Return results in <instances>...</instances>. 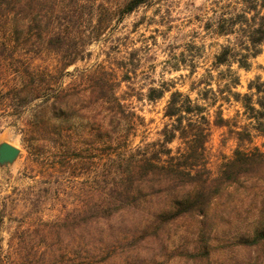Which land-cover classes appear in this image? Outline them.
<instances>
[{
	"label": "rangeland",
	"instance_id": "obj_1",
	"mask_svg": "<svg viewBox=\"0 0 264 264\" xmlns=\"http://www.w3.org/2000/svg\"><path fill=\"white\" fill-rule=\"evenodd\" d=\"M104 1L114 7L119 0ZM246 1L151 0L122 20L112 19L100 37L91 40L85 37L84 40L89 41L83 48L82 41L76 40L77 48L84 49V58L66 68L62 66L61 52L52 48L37 49V45L19 42L3 49L0 55V142H9L20 152L12 164L0 166V264H85L74 256L72 233L57 227L49 230L46 224L69 220L75 205L92 199L93 189L96 195L108 194L120 182L117 163L123 156L138 149L162 150L152 143L160 140L162 128L170 123L163 114L169 92L149 102L145 94L150 86H168L171 91L189 95L195 102H201L197 92L204 85L198 84L200 78L210 79L213 89L224 86L230 73L219 75L226 66L216 69L212 60L234 35H217L213 29L215 17L225 13L224 17L234 18ZM98 2L96 0L95 5ZM95 5L88 1L80 7L84 13L85 34H91L93 23L90 24L88 18L94 13ZM249 61L248 69L231 64V70L239 77V85L233 90L240 93L248 92L249 81L257 77L264 80V45ZM28 66L36 74L35 81L43 97L52 94L58 86L68 85L75 69L95 68L105 72L107 77L113 78L116 94L126 98V110L132 122L128 139L124 141L122 135L112 134L110 149L94 153L97 156L94 163L88 152L78 150L62 157L56 148L47 149L54 147V143H44L41 147V143L31 141L26 133L27 123L41 99L26 106L20 102V96H15L21 84L20 74H24ZM126 73L130 77L122 81ZM42 76L53 86L46 85ZM191 86L194 89L191 90ZM226 94V91L217 94V104L221 105L228 125L213 124L215 107L208 111L212 124L205 157L212 177L218 175L221 165L231 158L238 144L244 150L257 149L264 153V135L254 130L249 131V139L240 143L236 140L235 130L250 126V120L239 103L232 98L221 99ZM208 96L213 95L209 92ZM178 144L176 139L170 147L175 149ZM249 184L252 188L246 195L241 189L232 190L223 199L214 201L205 218L189 217L170 226L163 239L165 249L154 240L145 248L139 247L138 255L154 261L153 264H242V260L263 259V246L240 252L222 248L221 240L230 236L231 232L226 230L233 225L227 221L217 226L222 204L229 208L242 204L249 209L245 224L251 228L260 214L258 208L264 209V176L251 178ZM229 218L231 221L236 218L234 212ZM200 237L208 243L209 252L196 250V240Z\"/></svg>",
	"mask_w": 264,
	"mask_h": 264
},
{
	"label": "trees",
	"instance_id": "obj_2",
	"mask_svg": "<svg viewBox=\"0 0 264 264\" xmlns=\"http://www.w3.org/2000/svg\"><path fill=\"white\" fill-rule=\"evenodd\" d=\"M88 1L92 6L96 3V0H0V55L11 43L29 42L37 45V49L44 46L61 52L62 66L66 68L84 58V49L77 48L76 40L82 41L83 48L89 41L84 40L85 37L90 40L100 37L112 19L122 20L151 0H119L114 7L99 0L88 18L89 23H93L91 34H85L84 13L80 7ZM224 15L220 13L215 17L214 32L234 37L212 60L216 69L226 66L219 75L230 73L224 86L213 89L210 79L200 78L198 84L204 85L197 92L201 102L162 84L150 86L145 94L149 102L169 92L163 114L170 123L162 128L160 140L152 143L162 150L138 149L123 156L117 163L120 182L108 194L96 195L93 189L92 199L75 205L69 220L44 224L49 230L57 227L72 233L74 256L81 263L153 264L154 261L138 255L139 247L145 248L157 240L160 248L165 249L163 239L170 226L189 217L205 218L214 201L223 199L232 190L241 189L246 195L252 188L250 179L263 178L264 153L257 149L244 150L239 144L231 158L221 165L217 176L212 177L207 167L205 144L212 124L209 109L215 107L213 124L228 125L221 105L217 104L218 93L226 91L228 94L221 99L232 98L239 103L250 120V126L235 130L239 143L249 139L251 130L264 135V80L257 77L249 81L248 92L240 93L233 90L239 85V77L231 70L232 63L248 69L250 58L264 45V0H247L234 18ZM207 27L210 26L207 24ZM262 69L264 71V66ZM20 75L21 84L15 96L21 97L22 105L41 99L26 128L29 139L41 143V147L44 143H54V147L47 149L56 148L62 157L78 150L88 152L94 163L97 158L94 153L110 149L112 134L122 135L124 141L128 139L132 122L126 110V98L116 94V84L105 72L95 68L75 69L68 85L58 86L45 97L35 81L34 70H29L28 66ZM208 75L212 76L210 72ZM123 77L122 81L130 76L126 73ZM42 79L49 87L53 86L45 77ZM190 89H194L193 86ZM176 139L179 144L172 149L170 144ZM258 209L260 214L249 229L245 224L248 208L242 204L231 208L222 204L217 226L227 221L233 225L226 230L231 232L230 236L221 240L222 248L240 252L264 247V209ZM233 212L237 220L231 221L229 216ZM196 245V250L209 252L208 243L201 237ZM242 261V264H264V258Z\"/></svg>",
	"mask_w": 264,
	"mask_h": 264
},
{
	"label": "water",
	"instance_id": "obj_3",
	"mask_svg": "<svg viewBox=\"0 0 264 264\" xmlns=\"http://www.w3.org/2000/svg\"><path fill=\"white\" fill-rule=\"evenodd\" d=\"M19 148L9 142H0V166L12 164L19 155Z\"/></svg>",
	"mask_w": 264,
	"mask_h": 264
}]
</instances>
